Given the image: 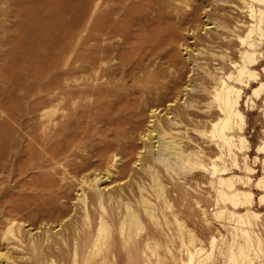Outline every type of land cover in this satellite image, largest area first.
I'll use <instances>...</instances> for the list:
<instances>
[{
  "label": "rangeland",
  "instance_id": "rangeland-1",
  "mask_svg": "<svg viewBox=\"0 0 264 264\" xmlns=\"http://www.w3.org/2000/svg\"><path fill=\"white\" fill-rule=\"evenodd\" d=\"M197 3L202 7L195 14ZM236 5L244 7L239 16ZM210 8V18L201 13ZM247 14L241 0H0V264H86L95 243L100 251L92 264H264L263 192L255 185L264 177L263 155L256 153L264 141V99L252 94L258 84L242 93L243 132L236 126L230 131L248 146L233 150L237 167L210 135V123L195 126L186 114L182 101H191L188 94L199 82L178 98L185 76L202 73L197 64L214 77L234 74L231 56L238 57V48L219 46L211 19L223 17L233 30L228 39L236 41L235 32L243 29L236 20ZM160 93L161 108L169 104L171 118L183 117L171 131L161 111L166 130L182 148L200 151L204 168L175 174L149 155L151 142L141 136L147 103ZM53 94L67 114L63 121L59 111L56 125L44 116ZM220 154L222 176L252 193L250 208L219 198L220 174L212 173L211 159ZM148 165L165 198L155 191ZM81 193L85 203L77 198ZM141 195L150 201L151 215ZM125 204L141 227L120 233ZM101 217L107 237L100 235Z\"/></svg>",
  "mask_w": 264,
  "mask_h": 264
},
{
  "label": "bare ground",
  "instance_id": "bare-ground-1",
  "mask_svg": "<svg viewBox=\"0 0 264 264\" xmlns=\"http://www.w3.org/2000/svg\"><path fill=\"white\" fill-rule=\"evenodd\" d=\"M214 1L215 3L218 4V2L231 1V0H214ZM241 2L244 3L246 6L248 16L247 18L238 17L236 20V22L239 23V26L243 27L242 30L235 32L236 41L231 38L228 39L227 31L232 32L233 30L229 29L228 25L226 24V20L223 17L220 16L219 19H216V18L211 19L213 22H215V26L219 28V31H218L219 40L217 41L219 46H224L225 48H232V47L237 46L238 48V52H239L238 57L234 55L231 56V62L233 64L234 74L232 71H230L229 74H227L225 78H223L222 76L214 77L209 70L205 69L202 65L197 64L199 69L203 70L202 73H197L196 78L192 77L193 74H191L190 76L189 75L185 76L186 77V81L184 82L185 85L182 86L180 96H178L179 94H177L178 98H181V96H183L184 94L186 93L188 94L187 91L183 93L185 90H187V87L190 90L194 89V87L191 85L192 81L199 82L200 86L198 90L196 92L188 94V96H190L191 98V101L189 103L187 101L185 102L184 100L182 101L183 103L186 104V109H187L186 114L191 117V120L194 122L195 126H206L207 123H210L211 125L210 135L214 139L216 138L217 140H219L221 145L225 147L226 152L230 156H232L231 157L232 164L236 167H237V163L235 159L236 153L233 150L235 149L237 151H240L242 150V148H245V149L248 148L247 144L245 143V138L243 135L234 136L230 134V131L233 128V126H236L239 132H243L242 126L244 125V116L242 112L240 111V101L242 98V93L244 91V88H249V87L251 88L254 84H258L257 87L252 88V94L255 97V100L257 101L264 99V82H263L264 81V64H262L261 72H258L256 70V68L261 64V62L264 61V52L261 51V48L259 49V45L261 44L262 46L264 45V0H241ZM201 7H202L201 4L199 3L195 4L192 10L193 13L198 12V10H201ZM243 8L244 7L241 5H236L235 10H237L238 16H239V12L243 11ZM210 10L211 8L208 10H202L201 13H203L204 16L208 15V17L210 18V15H209L211 14ZM159 18L160 17H158V19ZM204 25H206V23ZM185 49H187V46H185ZM217 69L219 70L221 69L222 71L223 67L221 66ZM191 70L193 71L192 67L189 69L188 73ZM230 79H233L235 83L240 84L241 86H243V88L236 87L230 84L229 83ZM208 95L209 97L212 98L211 101H208ZM164 97L165 95L162 93L156 94V97H155L156 102L153 103V102L148 101L149 103H147L148 104V116H147L148 121L146 125V131L143 133L141 138L151 142V145L148 149L149 155L154 161L163 163L166 168L172 170L175 174H182L185 170H189L192 168H204L205 165L203 163L200 151L186 150L182 148L180 144L177 142V140L175 139V137L172 135V133L166 130L165 128L166 124L170 128L171 126L173 127L177 126L178 124L182 123L183 117L180 114H175L174 117L171 118L169 114L173 113L174 111H173V107L169 104H168L169 106L167 105L161 108V102L164 99ZM99 98H100L99 103L101 105V103L103 102L101 100L102 99L101 92L99 93ZM60 102H61V98L58 99L53 94L52 100H51L52 104H50L48 111L44 113V116H46L47 121L51 122L53 125H56V123H58L56 121V114L59 111H60L61 117H63V121L66 119V116H67L64 110L58 107ZM120 102L123 103V101H120ZM215 106H217L218 112H214L213 108ZM161 111H163L164 115H166V117L164 118L165 123H166L165 125L162 122V119H160ZM170 130L172 131V128ZM200 133L205 136L207 134L204 130L200 131ZM235 141H237V143H235ZM143 148L145 150V146ZM144 150L136 151L135 160L133 161L135 165H139V162L142 159ZM256 153L258 155L260 154L263 155V163H264V141L262 144L257 146ZM220 158H221V154L211 159L212 173L220 174L218 178V188L216 190L219 198L223 200L224 202H227L228 204H230V206L236 209L239 207L250 208L253 203L252 193L248 190H238L235 186L232 176L231 177L222 176L226 174V170L225 168H219L218 165L216 164V160ZM148 168H149L150 176L155 185L154 187L155 191L162 198H165L164 193L166 191H164V188L162 186V183L159 180L156 169H154L150 165H148ZM247 169L250 170L249 168ZM99 179H100V176H97V175L94 176V182L98 181ZM85 182H86L85 180H82V183H85ZM209 182L211 183L212 181L210 180ZM255 185L258 187V190L263 192L258 197L259 205L263 206L264 205V177L259 178L256 181ZM77 198L82 203H85L84 193L77 195ZM141 203H142V207L144 211L149 213V215H151L150 211H151L152 206L150 204V201L143 195H141ZM100 205L101 207H103L101 204V201H100ZM125 209H126V219L122 220L119 224L120 233H122L125 230V228L130 229L131 226H135L136 229H139L141 227V224L139 222V219L136 213L132 209H130L129 206L126 204H125ZM250 212H252L253 214H256L253 211H250ZM237 216L241 218V215H237ZM242 220H240V222H244ZM99 229H100V235L104 237L108 236L109 228H108L106 221L104 220V217H101ZM241 231L245 239L244 245L246 243L247 246H250L251 244H250L249 233L243 230L242 228H241ZM7 232L12 234L11 227L7 229ZM190 242H192L191 238H190ZM239 250H241V246H239ZM99 251H100V246L98 245V243H95L93 245V249L88 254V257L86 259V264H92L91 263L92 255L97 254ZM2 256L3 254L0 253V257Z\"/></svg>",
  "mask_w": 264,
  "mask_h": 264
}]
</instances>
